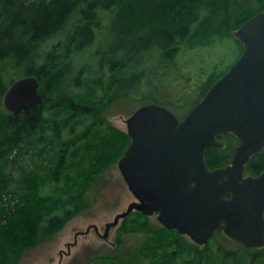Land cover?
Instances as JSON below:
<instances>
[{"label": "trees", "instance_id": "trees-1", "mask_svg": "<svg viewBox=\"0 0 264 264\" xmlns=\"http://www.w3.org/2000/svg\"><path fill=\"white\" fill-rule=\"evenodd\" d=\"M204 7L209 10L206 14ZM262 10L264 1L253 11L236 0H0V99L16 80L2 74L1 69L6 72L9 67L38 78L44 97L41 104L18 113L0 109V162L25 140L45 149L50 146L55 159L45 184L59 186L69 158L80 146L94 132L110 131L85 178L75 187L69 183L70 192L55 195L45 211L44 201L42 209L40 203L36 208L23 205L22 213L18 212L21 202L14 210L0 209V264H16L18 255L36 242L40 231L57 232L87 206L89 188L98 174L130 144L129 135L114 131L104 114L119 99L140 91L146 68L160 63L169 70L183 49L226 41ZM235 42L239 54L227 69L214 71L195 104L243 52L241 41L235 38ZM76 68L79 74L74 77ZM94 71L103 78H91ZM97 86L104 89L102 97L87 100V91ZM64 134L69 138L64 139ZM219 138L225 146L206 152L211 168L230 163L236 145L232 140L237 141L233 135ZM263 170L261 152L252 156L246 172L258 175Z\"/></svg>", "mask_w": 264, "mask_h": 264}, {"label": "water", "instance_id": "water-1", "mask_svg": "<svg viewBox=\"0 0 264 264\" xmlns=\"http://www.w3.org/2000/svg\"><path fill=\"white\" fill-rule=\"evenodd\" d=\"M235 35L243 52L183 119L156 103L126 119L131 141L118 167L136 200L107 223L104 237L138 211L157 214L165 228L201 246L222 231L246 248L264 247V171L246 172L252 156L264 152V10ZM43 101L32 75L16 79L4 96L10 113ZM229 135L238 138L231 162L211 168L207 150L223 148L219 136Z\"/></svg>", "mask_w": 264, "mask_h": 264}, {"label": "rangeland", "instance_id": "rangeland-1", "mask_svg": "<svg viewBox=\"0 0 264 264\" xmlns=\"http://www.w3.org/2000/svg\"><path fill=\"white\" fill-rule=\"evenodd\" d=\"M236 1L239 6L254 11L264 0ZM208 11L206 7L202 9L203 14ZM235 32L234 37L230 36L226 41L215 40L206 47L183 49L169 70L161 68L160 63L146 68L140 91L134 96L119 99L104 114L114 131L127 133L126 119L139 106L156 103L155 100L166 102V107L178 118H184L201 97L214 71L221 73L227 69L239 54ZM151 59L154 60V57ZM1 72L11 81L27 76L25 71L14 67H9L6 72L1 69ZM77 74L79 68H76L74 77ZM91 78L103 77L99 71H94ZM10 79L7 82L9 85ZM103 91L101 86L93 87L87 91L86 98L97 100L102 97ZM5 93L0 99V109L4 111L7 110ZM109 132V129L94 132L89 141L69 158L60 185L51 187H46L45 183L49 165L55 159L52 157L55 149L50 146L45 149L36 142L25 140L26 145H20L0 162V209L14 210L21 202L18 212L22 213L23 205L36 208L40 203L39 208L42 209L44 201L45 211L55 195L70 192L69 183L75 187L85 178ZM63 138L69 137L64 134ZM232 144L237 145L238 139L236 142L232 140ZM122 155L98 174L89 188L87 206L57 232L49 234L40 231L36 242L18 255L16 264H264V256H259L263 252L261 248H245L223 232H217L206 245H197L188 235L164 228L157 214L146 216L133 211L104 237L107 223L136 200L118 167Z\"/></svg>", "mask_w": 264, "mask_h": 264}]
</instances>
